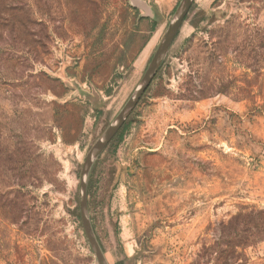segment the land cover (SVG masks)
Segmentation results:
<instances>
[{
    "label": "rangeland",
    "instance_id": "1",
    "mask_svg": "<svg viewBox=\"0 0 264 264\" xmlns=\"http://www.w3.org/2000/svg\"><path fill=\"white\" fill-rule=\"evenodd\" d=\"M143 1L0 0V264H98L82 165L181 2ZM123 124L86 178L108 264H264V0H195Z\"/></svg>",
    "mask_w": 264,
    "mask_h": 264
},
{
    "label": "water",
    "instance_id": "2",
    "mask_svg": "<svg viewBox=\"0 0 264 264\" xmlns=\"http://www.w3.org/2000/svg\"><path fill=\"white\" fill-rule=\"evenodd\" d=\"M193 0H181L179 3L175 14L170 21L167 29L165 30L156 50L140 80L137 87L135 88L133 94L123 105L114 120L107 126L103 131L100 138L93 144L87 153V156L83 162L81 173H80V184H79V210L80 217L82 221V226L84 228L88 242L97 258L98 264H108L104 252L101 250L96 237L93 233L92 226L89 220L87 205H86V178L90 169V166L97 155L104 149L106 144L112 139L120 126L124 123L127 115L132 110V108L139 101L141 95L143 94L145 88L150 83L154 74L158 70L163 57L165 56L174 36L178 32ZM131 4L143 11L142 16L154 18L153 9L146 4L143 0H131Z\"/></svg>",
    "mask_w": 264,
    "mask_h": 264
},
{
    "label": "trees",
    "instance_id": "3",
    "mask_svg": "<svg viewBox=\"0 0 264 264\" xmlns=\"http://www.w3.org/2000/svg\"><path fill=\"white\" fill-rule=\"evenodd\" d=\"M185 19H186V16H185ZM155 27H156L155 24H153L151 30H152V31L155 30ZM187 40H188V38L185 39V42H187ZM123 126H124V124H123ZM123 126H122V127H123Z\"/></svg>",
    "mask_w": 264,
    "mask_h": 264
},
{
    "label": "crops",
    "instance_id": "4",
    "mask_svg": "<svg viewBox=\"0 0 264 264\" xmlns=\"http://www.w3.org/2000/svg\"><path fill=\"white\" fill-rule=\"evenodd\" d=\"M193 2H195V0H193ZM193 2H192V3H193Z\"/></svg>",
    "mask_w": 264,
    "mask_h": 264
}]
</instances>
